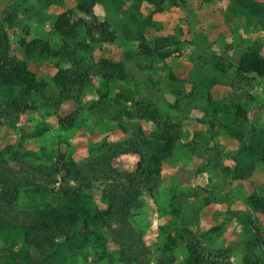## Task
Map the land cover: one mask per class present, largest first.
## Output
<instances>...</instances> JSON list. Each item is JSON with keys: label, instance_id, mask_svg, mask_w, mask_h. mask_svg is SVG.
<instances>
[{"label": "trees", "instance_id": "obj_1", "mask_svg": "<svg viewBox=\"0 0 264 264\" xmlns=\"http://www.w3.org/2000/svg\"><path fill=\"white\" fill-rule=\"evenodd\" d=\"M35 1L42 8L64 6L63 0ZM186 1L76 0L53 22L52 30L60 39L58 47L41 39L22 38L18 43L28 58L53 62L50 82L38 80L11 47L8 29L16 12L0 18V128H16L22 114L40 107L58 111L62 104L71 103L74 110L57 116L62 129L73 128L87 110L115 124L124 136L116 143H103L95 155L80 163L67 152L69 144L64 140L57 142L56 150L48 157L44 149L41 156L24 150V136L21 143L0 148V236L6 243L0 250V264H77L79 256L87 260L90 253L99 261L111 263L114 259L109 247L116 251L119 264H151V248L131 219L143 206V194L152 195L161 186L165 165L182 140L183 122L163 113L150 97L135 89L112 90V86L128 80V63L142 71L153 70L170 58L178 42L156 34L154 16L167 6L177 7ZM221 1L230 17L264 31V2ZM97 7L106 13L103 18L96 14ZM117 40L133 49L113 51L109 56L95 54L96 48L113 46ZM228 48H221L223 54L212 57L219 72L226 71L222 61ZM229 65L240 78L254 74L264 82V44L253 40L235 62L229 60ZM95 79L101 84L96 100L84 106L85 90ZM166 79L176 85L174 110L184 113L180 105L205 97L204 105L195 107L201 114L197 121L207 127L210 140L222 130L238 141L237 149L226 156L231 166H223L222 156L215 152L212 159L199 156V171L212 166L231 180L246 181L258 164L264 165V129L254 127L248 117L253 96L249 95L248 101L220 104L211 94L214 80H180L171 72ZM184 90L189 93L183 94ZM47 130L46 126L37 127L33 136L41 137ZM193 137L188 144L193 152L196 145L208 146L209 141L199 132ZM123 155L138 156L134 170L120 171L113 165L114 159ZM97 187L98 200L88 193ZM23 194L33 202L20 208ZM245 203L251 213L247 215L248 239L240 264H261L264 188L256 189ZM166 242L162 252L168 258L158 264L173 263L172 252L179 245L187 252L185 264H235L230 250L205 247V241L186 225L175 229Z\"/></svg>", "mask_w": 264, "mask_h": 264}, {"label": "rangeland", "instance_id": "obj_2", "mask_svg": "<svg viewBox=\"0 0 264 264\" xmlns=\"http://www.w3.org/2000/svg\"><path fill=\"white\" fill-rule=\"evenodd\" d=\"M63 1V7L42 8L35 0H0V18L9 12H16L13 25L8 29L11 47L16 57L24 61L40 81L50 82L53 62L44 58H28L18 43L22 38L26 41L41 39L52 47H58L60 39L52 30L53 22L58 14L76 3V0ZM96 14L100 18L106 15L100 7L96 8ZM154 20L157 24L156 34L177 41V49L169 59L153 70L142 71L128 63L130 77L126 82L113 85L112 90L116 87H128L150 97L163 113L183 122V134L176 152L162 172L161 186L152 195L143 194V206L131 219V224L151 248V264L167 260L168 257L162 252L167 236L173 235L175 229L184 225L205 241V247L230 250L232 261L240 264L248 239L247 215L251 213L245 200L256 189L264 188V165L258 164L246 181L231 180L220 169L212 166L199 171V156L212 159L216 156L215 152L222 156L223 166H231L232 163L226 156L237 149L238 141L228 137L222 130L210 140L211 133L207 127L197 121L201 114L195 107L204 105L205 97L190 105H180L184 113L174 110L172 106L177 98L174 94L176 85H171L166 77L171 72L180 80L193 81L196 77H202L203 80L206 77V81L214 80L216 84L212 87L211 94L220 104L233 100L248 101V96H253L248 117L254 127L264 129V82L254 74H249L245 79L240 78L233 67L229 68V60L235 62L239 53L253 40L258 39L264 44V31L253 28L243 19L230 17L221 0H187L184 5L167 6L164 12L155 14ZM213 45L219 47L218 50L213 49ZM226 47H229L228 57L222 61L226 71L219 72L213 66L212 57L222 55L220 49ZM132 49V45L117 40L113 46L96 48L95 54L109 56L113 51ZM100 85V81L95 79L93 85L85 90L84 106L96 100V90ZM188 93V90L183 91L185 95ZM74 109L71 103H64L58 111L44 106L34 112L22 114L16 128H0V148L21 143L24 136V150L41 156L44 149V154L48 157L56 150L57 142L64 140L69 144L67 152L80 163L95 155L103 143H116L124 137L115 124L87 110H83L73 128L62 129L57 116H66ZM42 126L48 128L47 132L41 137L33 136L35 129ZM195 132H199L209 144L196 145L193 152L188 144H191ZM137 161L136 155H123L115 158L113 165L120 171H132ZM88 193L98 200L100 187ZM32 202L23 194L18 204L23 208ZM5 244L0 236V250ZM19 245L20 243L15 249ZM109 251L114 259L111 263L106 259L97 260L92 253L87 260L79 256L76 263L119 264L114 248L109 247ZM172 254L174 259L171 264H185L187 252L183 246L175 247Z\"/></svg>", "mask_w": 264, "mask_h": 264}]
</instances>
